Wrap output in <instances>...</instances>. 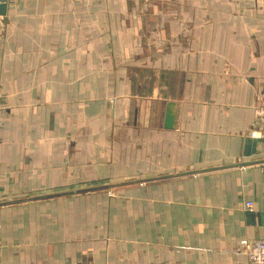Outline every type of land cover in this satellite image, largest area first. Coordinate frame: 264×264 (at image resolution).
<instances>
[{"label":"crops","instance_id":"1","mask_svg":"<svg viewBox=\"0 0 264 264\" xmlns=\"http://www.w3.org/2000/svg\"><path fill=\"white\" fill-rule=\"evenodd\" d=\"M5 3L0 264H247L240 242L264 239V0ZM146 166L203 170L10 202Z\"/></svg>","mask_w":264,"mask_h":264},{"label":"water","instance_id":"2","mask_svg":"<svg viewBox=\"0 0 264 264\" xmlns=\"http://www.w3.org/2000/svg\"><path fill=\"white\" fill-rule=\"evenodd\" d=\"M5 2H6V0H0V15L5 14V7H6V3ZM163 125H164L165 128H171L172 127V116L169 114V110H166ZM239 165H244V162H240V163H236V164H230L229 166H239ZM209 169H213V168H206L205 170H209ZM202 170L203 169L192 170V171H188V172H178V173H175V174H165V175H159V176H156V177H153V178H137V179L127 180V181H122V182H117V183H109V184H104V185H99V186L88 187V188L74 189V190H70V191H67V192H59V193H52V194H46V195H39V196L20 198V199L10 200V202H17V201H21V200H28V199H34V198L50 197V196H55V195L64 194V193H72V192L93 190V189H96V188H108V187H112V186H116V185L129 184V183H134V182H143V181H147V180H150V179L163 178V177L181 175V174H186V173H197V172H200Z\"/></svg>","mask_w":264,"mask_h":264},{"label":"built area","instance_id":"3","mask_svg":"<svg viewBox=\"0 0 264 264\" xmlns=\"http://www.w3.org/2000/svg\"><path fill=\"white\" fill-rule=\"evenodd\" d=\"M252 205L250 200L245 201V207L249 209ZM244 247L247 255V264H264V239L249 242L242 240L240 242ZM27 264H36L28 262Z\"/></svg>","mask_w":264,"mask_h":264},{"label":"rangeland","instance_id":"4","mask_svg":"<svg viewBox=\"0 0 264 264\" xmlns=\"http://www.w3.org/2000/svg\"><path fill=\"white\" fill-rule=\"evenodd\" d=\"M182 26H184V27H182ZM181 27H182V31L183 30H187V28H186V26H185V22L183 21L182 22V25H181ZM1 124H2V120H1V118H0V126H1ZM159 172V173H158ZM161 173H163V172H161V170H158V169H153L151 166L149 167V166H146V168L144 169V171L143 172H139V173H135L134 174V176H132V177H134V178H142V177H144V176H148V175H153V174H161ZM123 176H119V177H115V178H113L112 180L113 181H119V180H126V179H129V177H127V178H122ZM131 178V177H130ZM140 183H142V182H140ZM76 184H72V185H69L67 188H65V189H71V188H75V187H78L77 185L75 186ZM13 195H17V194H13ZM23 196H28V195H24V194H20L19 195V197H23Z\"/></svg>","mask_w":264,"mask_h":264}]
</instances>
